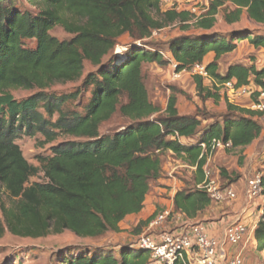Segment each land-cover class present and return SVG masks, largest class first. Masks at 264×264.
Segmentation results:
<instances>
[{
  "label": "trees",
  "instance_id": "obj_1",
  "mask_svg": "<svg viewBox=\"0 0 264 264\" xmlns=\"http://www.w3.org/2000/svg\"><path fill=\"white\" fill-rule=\"evenodd\" d=\"M161 1L0 0V191L11 200L8 207L1 208L0 238L5 232L32 239L66 231L83 239L120 233L128 217L144 210L151 183L162 179L163 154L167 152L196 168V187H185L173 199L174 212L194 220L213 202L198 188L205 180L208 162L203 146L221 140L231 142L236 150L260 138L263 127L256 117L262 115L232 104L226 114L204 127L201 116L179 114L177 97L172 94L166 115L159 117L160 109L151 102L144 84V65L174 62L180 73L205 64L206 58L214 55L205 65L213 87H207L201 76H194L204 101L219 100L220 86L227 82L245 86L253 78L263 86L264 69L236 64L221 74L218 62L236 51L239 40L247 39L254 48L264 49V35L223 37L212 31L221 13L227 25L240 23L244 13L251 21L264 24V0L211 1L193 25L201 34L182 35L168 43L171 59L154 43L145 45L150 50L134 45L124 54H115L118 40L125 35L142 44L155 31L195 18L188 11H163ZM24 3L36 10L25 9ZM56 27L73 37L58 40L50 34ZM32 41L36 47L28 49L26 43ZM112 53L114 57L105 64ZM86 61L99 69L84 80L82 88L91 89V99L81 115L65 110L67 104L79 100L81 90L61 96L45 90L80 79ZM18 89L39 92L18 101L11 93ZM123 97H127L126 104H121ZM117 111L133 124L113 136H101V126ZM37 136L43 138V147L61 136L85 141L54 146L50 156L37 157L39 166H35L17 141ZM41 173L43 182H31ZM155 217L140 221L135 235ZM254 234L256 248L263 252L264 221H259ZM84 251L63 257L60 264L151 261L150 251L135 243L102 244L90 248V253Z\"/></svg>",
  "mask_w": 264,
  "mask_h": 264
},
{
  "label": "rangeland",
  "instance_id": "obj_2",
  "mask_svg": "<svg viewBox=\"0 0 264 264\" xmlns=\"http://www.w3.org/2000/svg\"><path fill=\"white\" fill-rule=\"evenodd\" d=\"M184 3L189 5L187 2ZM183 4V9L190 7ZM24 7L25 9L36 10V8L29 4L24 3ZM202 9L199 11L201 12ZM195 22L196 19L194 18L187 23L177 22L171 24L161 31H155L152 37L142 44L141 42H135L129 35H125L118 40L115 54H124L127 49H132L134 45H141L143 48L150 50L145 45L154 43L158 45V49L162 51L166 59H171L168 43L172 39L182 35H199L202 33L193 26ZM184 27L190 28L184 30ZM212 32L223 37H231L238 33L252 36L264 35V24H257L251 21L247 17V14L244 13L240 23L227 25L224 23L221 13L217 17V24ZM50 34L60 41H68L73 37L62 27L54 28ZM26 47L28 49H34L36 43L34 41L27 42ZM113 57L114 54L112 53L104 60V63L107 64ZM213 59L214 55H209L206 58V63L212 62ZM218 63L221 74H226L228 68L236 64L253 65L258 70H262L264 69V49L254 48L247 39L239 40L236 51L224 55ZM98 69L99 67L93 66L90 62L86 61L80 79L73 82L56 83L45 91L49 94L61 96L81 90L79 100L67 104L65 110L83 115L91 99V89L86 91L82 86L87 76L91 73H97ZM194 76L195 74L191 70L177 72L174 62H171L168 66H159L158 64L144 65V84L148 90L151 102L160 109L159 117L166 115L167 104L172 94H175L177 97L179 114L201 116L204 127L211 124L217 118H220L221 115L226 114L229 104L241 109L253 111L250 108L252 102H254L253 99L241 98L235 100L233 103L227 99L226 94H221L219 100L207 99L204 101L196 88ZM205 85L210 88L213 87L209 79L206 80ZM38 92V89H18L11 91L14 98L18 101L27 99ZM126 103L127 97H123L121 104ZM56 119L57 116L53 118V120ZM256 119H258L263 127V133L260 138L243 149L215 152L209 158L205 167V170L210 172L212 180L216 182L223 195L227 189L233 190L237 197L235 201L228 200L227 198H224L221 202L213 201L212 205L200 213L193 221L186 219L179 213H175L174 202L172 207L169 206L172 200L170 194L171 192L177 193L185 187L195 188L196 168L190 166L171 152H167L163 154L162 179L151 183V191L147 197L145 212L143 213V216L146 217L147 215L157 216L166 210L172 211L171 216L166 220L163 228L153 230L144 228L140 235H135L133 231L137 227V218H128L123 222L120 233H110L103 239H83L68 231L60 235H49L40 239L16 237L9 232H5L0 238V264H60L63 257L75 256L79 254V250H85L86 253H90V248H97L102 244H137L143 235L152 237H159L163 233H182L186 235L190 228L203 224L216 225V228L219 230L218 237L221 239L224 236L225 229L233 223H244L252 230L259 223L262 210H264V187L262 188L261 195L255 196L253 199L248 194L249 182L252 179L257 175H262L264 179V119L262 117H256ZM131 124H133L131 120L125 118L117 111L109 121L101 126L100 135L113 136ZM42 141L43 138L41 136H37L34 139L21 137L17 141L25 158L35 166H39L37 162L38 156L46 157L51 155L50 149L52 147L64 142L85 141V139L61 136L54 143L44 147L42 146ZM43 181L44 177L42 173L31 180V182L40 183ZM160 199L162 202L159 203L162 205V208L154 210L153 212L148 211V208L152 204L156 205V202ZM10 204L11 200L9 196H7L4 190H1L0 218L2 217V206L8 207ZM232 252L243 253L245 264H264V251H258L256 246H251L249 242L241 243L239 247L232 249ZM192 262L194 263L195 261Z\"/></svg>",
  "mask_w": 264,
  "mask_h": 264
},
{
  "label": "built area",
  "instance_id": "obj_3",
  "mask_svg": "<svg viewBox=\"0 0 264 264\" xmlns=\"http://www.w3.org/2000/svg\"><path fill=\"white\" fill-rule=\"evenodd\" d=\"M211 1L213 0H162L161 7L163 11H188L197 20L208 9ZM182 4L190 7L183 9ZM201 8L203 9L200 12ZM190 70L205 80L209 79L205 64L195 65ZM220 88V94H226L230 102L234 103L235 100L241 98L253 99L254 102L250 108L260 113L264 119V85L258 86L251 78L245 86H238L235 81H232L224 83ZM203 148L209 160L215 152L232 150L233 145L231 142L213 140L209 147L203 146ZM204 171L205 180L198 188L205 190L212 201L221 202L224 198L231 201L236 200L237 197L233 190L227 189L223 195L216 182L212 180L210 172ZM262 188L263 177L257 175L249 182V197L253 199L255 196L261 195ZM171 214L170 210L158 214L146 228L148 230L163 228ZM259 221H264L263 210ZM253 231V228L249 229L244 223H233L225 229L221 239L210 234L204 225H198L190 228L186 235L182 233H163L159 237L143 235L136 246L150 251V264H175L179 261H184L186 264H245L243 253L232 252V249H236L241 243L249 242Z\"/></svg>",
  "mask_w": 264,
  "mask_h": 264
},
{
  "label": "crops",
  "instance_id": "obj_4",
  "mask_svg": "<svg viewBox=\"0 0 264 264\" xmlns=\"http://www.w3.org/2000/svg\"><path fill=\"white\" fill-rule=\"evenodd\" d=\"M207 63H209V62H207ZM206 63V60H205V64H207ZM175 192H171V194H170V196H172L171 198H172V200L170 201V203H169V206L170 207H172V204H173V199H174V197H175ZM159 202H162V200L160 199V200H158L157 202H156V205H151L149 208H148V211H154V210H159V209H161L162 207V205L159 203ZM146 203H147V201H146ZM145 212V208H144V210L139 214V215H133V216H130V217H128L129 219L130 218H137L136 219V224L138 225L139 224V222L140 221H145V220H147L150 216L149 215H147L146 217H144L143 216V213ZM127 218V219H128ZM193 221V220H192ZM123 224V223H122ZM207 229H208V231L210 232V234H212V235H215V236H218V234H219V230L216 228V225H213V224H203ZM253 229H254V231H253V234L251 235V239H250V241H249V243H250V245L251 246H256V241H255V229H256V227L254 226L253 227ZM249 264V263H248Z\"/></svg>",
  "mask_w": 264,
  "mask_h": 264
}]
</instances>
